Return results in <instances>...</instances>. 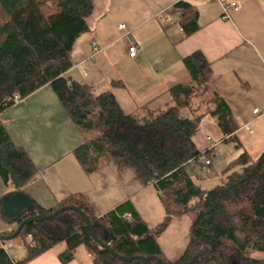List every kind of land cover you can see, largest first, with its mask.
Instances as JSON below:
<instances>
[{
  "label": "trees",
  "instance_id": "obj_1",
  "mask_svg": "<svg viewBox=\"0 0 264 264\" xmlns=\"http://www.w3.org/2000/svg\"><path fill=\"white\" fill-rule=\"evenodd\" d=\"M93 9L92 0H0V177L5 186L0 216L4 217L3 198L25 194V186L38 174L26 149L9 135L3 114L45 85L52 87L85 138L75 154L86 170L111 159L133 170L144 184L151 182L158 190L165 216L151 227L130 200L99 215L91 201L76 192L52 208L31 199L33 209L12 217L16 227L3 233H14L29 216L76 205L89 216L100 239L119 254L146 256L149 264H264V151L256 157L243 151L226 167L221 182L208 189L187 170L202 156L193 137L205 116L215 118L221 139L234 131L229 106L211 86L209 60L199 50L186 56L190 76L169 89L164 104L146 103L126 113L112 91L97 94L92 85L69 74L75 42L90 29ZM175 10L183 12L185 34L199 29L193 5L179 1ZM187 110L191 116L184 114ZM230 139L240 147L236 136ZM192 212L197 217L189 242L172 261L159 237L175 218ZM16 238L25 243L28 259L65 243L59 254L63 263L75 259L83 246L94 264H143L139 259L121 260L100 246L84 218L72 209L26 224ZM1 243L6 241H0V264H23L20 259L13 262Z\"/></svg>",
  "mask_w": 264,
  "mask_h": 264
},
{
  "label": "crops",
  "instance_id": "obj_2",
  "mask_svg": "<svg viewBox=\"0 0 264 264\" xmlns=\"http://www.w3.org/2000/svg\"><path fill=\"white\" fill-rule=\"evenodd\" d=\"M92 1L90 29L75 42L70 75L92 85L97 94L112 91L123 110L132 113L146 103L164 104L169 89L190 76L184 58L199 50L211 63V86L229 106L234 130L207 150L234 142L235 159L243 151L252 157L264 151V0ZM179 1L198 11L200 27L191 35L180 30L181 10H175ZM231 2L239 6L226 16L223 5ZM166 14L174 22L167 23ZM121 24L127 29H121ZM131 44L139 48L135 57L129 54ZM257 108L260 111L255 113ZM5 115L12 140L26 149L37 167V176L25 186L30 202L52 208L81 192L99 215L130 200L151 227L165 216L158 190L150 182L144 184L133 170L113 159L91 172L86 170L75 154L85 138L50 85L5 111L3 119ZM232 135L240 147L230 139ZM196 217L192 212L175 218L159 237L170 260H177L185 250ZM0 221V234L16 227L1 216ZM20 240L18 244L10 241L18 251L25 250ZM80 248L68 263L59 258L65 249V243H60L27 264H94L86 249V254H79Z\"/></svg>",
  "mask_w": 264,
  "mask_h": 264
},
{
  "label": "rangeland",
  "instance_id": "obj_3",
  "mask_svg": "<svg viewBox=\"0 0 264 264\" xmlns=\"http://www.w3.org/2000/svg\"><path fill=\"white\" fill-rule=\"evenodd\" d=\"M6 114V113H5ZM185 115L191 116L192 114L189 111L184 112ZM5 115L4 120L7 123L9 120ZM211 139L208 140V137ZM194 141L197 147L203 152L202 157H207L211 160L212 164L207 167V169H203L202 163L199 160H192L187 165V170L190 175L193 177L195 182L199 184L203 188H212L218 183L221 182L223 177L224 170L229 165L230 161L235 159V143H220L215 149L207 150V148L211 147V144H215L216 142H220L222 138L221 130L215 120L210 115L205 116L201 122L198 131L194 135ZM213 146V145H212ZM5 189L4 183L0 177V195ZM3 222V221H0ZM19 239L15 238V244H18ZM22 240H20L21 242ZM22 243V242H21ZM10 254L16 255L23 261V264H27L34 260L28 259L29 253L27 250H19L14 248L13 246L8 249ZM79 254H86L85 247L79 249ZM62 262V261H61Z\"/></svg>",
  "mask_w": 264,
  "mask_h": 264
},
{
  "label": "water",
  "instance_id": "obj_4",
  "mask_svg": "<svg viewBox=\"0 0 264 264\" xmlns=\"http://www.w3.org/2000/svg\"><path fill=\"white\" fill-rule=\"evenodd\" d=\"M4 200V205H3V210H4V217L3 219L12 222L11 218L14 216H17L22 210L29 209L32 210L33 206L31 202L29 201L28 197L23 194V193H16L14 195H7L3 198ZM75 210L77 211L85 220L87 228L90 230L94 240H96L100 246L108 249L114 256L120 258L121 260L124 261H130L133 259H139L143 262V264H149V260L146 256L143 255H122L119 254L113 247H111L110 244L104 242L102 239H100L97 235L95 225L92 223L91 219L89 216L78 206L76 205H66L61 208L56 209L54 212L49 213V214H36L29 216L25 218L16 228L15 232L12 234H0V241H12L14 240L23 227L31 222H43L48 219H52L59 215L60 213L64 212L65 210ZM13 223V222H12Z\"/></svg>",
  "mask_w": 264,
  "mask_h": 264
},
{
  "label": "built area",
  "instance_id": "obj_5",
  "mask_svg": "<svg viewBox=\"0 0 264 264\" xmlns=\"http://www.w3.org/2000/svg\"><path fill=\"white\" fill-rule=\"evenodd\" d=\"M238 6H239V4L237 2H231L229 4H224L223 7H224V10H225L226 16L229 15V11H230L231 8H238ZM182 13L183 12L181 11V15H182ZM165 17H166V22L167 23L174 22V19H173V17H172L171 14H166ZM119 27L121 29H127V26L125 24H121V25H119ZM180 30L184 32V27H183L182 23H180ZM93 47H94L95 51H98L99 48H98V46H97L96 43H94ZM138 53H139V48H138L137 45H135V44L129 45V54H130V56L135 57ZM259 111L260 110L258 108L254 110L255 113H258ZM200 160L202 161V167H203V169H207V167L209 165H211V163H212L211 160L209 158H207V157H202L201 156L200 157ZM31 240H32V238H31V236H29L27 238V242L28 243H31ZM22 244L25 247V243L22 242ZM2 245L7 250L12 247V243H10V241H7L6 243H3ZM13 262L18 263V260L15 259V258H13Z\"/></svg>",
  "mask_w": 264,
  "mask_h": 264
}]
</instances>
